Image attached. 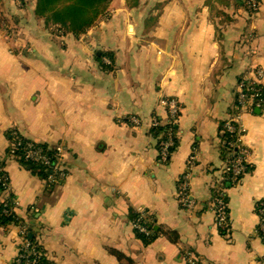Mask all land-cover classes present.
<instances>
[{
  "label": "crops",
  "instance_id": "crops-1",
  "mask_svg": "<svg viewBox=\"0 0 264 264\" xmlns=\"http://www.w3.org/2000/svg\"><path fill=\"white\" fill-rule=\"evenodd\" d=\"M23 1L24 8L2 3L20 25L10 35L0 32V158L10 130L64 150L68 175L51 191L6 161L17 215L35 211L29 238L42 264L264 259V244L254 237L255 206L264 204V113L244 117L249 173L224 191L228 235L218 231L210 210L227 160L223 127L249 66L263 73L264 89V0L251 19L241 0H140L131 9L123 0L79 39L51 37L33 16L34 0ZM97 53L114 55L112 72L101 69ZM170 100L179 107L178 146L162 163L151 122L166 121ZM191 157L188 210L178 201L177 183ZM140 210L155 220L149 245L136 238L129 219ZM18 244L16 228H0V264H13Z\"/></svg>",
  "mask_w": 264,
  "mask_h": 264
},
{
  "label": "trees",
  "instance_id": "trees-1",
  "mask_svg": "<svg viewBox=\"0 0 264 264\" xmlns=\"http://www.w3.org/2000/svg\"><path fill=\"white\" fill-rule=\"evenodd\" d=\"M113 1L114 0H34L32 3L33 16L37 20H42L44 22V26L51 37H72L74 39H79L97 27L102 21L109 20L111 18L110 6ZM139 1L140 0H125V4L129 9H131L137 7ZM15 2L20 6V8H24L26 6L23 0H15ZM240 2L243 6L242 9L247 14L249 19L253 18L254 15L258 13L260 0H256L257 7L255 10L247 4L248 0H241ZM19 25L20 19L18 17H7L5 12H3L0 7V32L6 34V36L10 35L14 29L18 28ZM96 60L104 72L109 73L114 70L115 59L112 53H97ZM105 61L109 63H106ZM243 75L244 73L242 74L239 82L241 81ZM262 96L264 99V89L262 91ZM234 113L235 101L233 115ZM155 119L157 121H161L157 117ZM167 121H169L171 125H168L167 127L151 128L150 135L156 140L158 150L159 143L171 135L174 143L173 147L170 149V155H172L178 146V142L175 137L177 130L174 125L176 120L171 123L170 119L166 118L165 122ZM222 132H224L222 136V140L225 143L224 149L227 155L226 157H228L232 151L227 147L226 143L233 141L234 136L225 132V126L223 127ZM5 136L8 141V148L4 157L0 158V228H10L11 226H14L18 229H26L29 235L31 233V226L29 225V222L35 219L34 217L36 214L34 210L29 209L31 214L28 217L24 218L17 215V207L13 206L15 198L9 191V177L5 172L6 161L10 160L15 162L17 165L30 172L33 176L39 178L45 183L47 190L49 191L63 184L68 175L67 163L65 161L64 165L58 166L57 149L61 147L60 145L51 146L32 142L23 137L16 130L8 131ZM30 154H33L34 156L30 157ZM227 161L228 158L226 163ZM246 173H249L248 165L245 174ZM242 178L243 177L239 178V181L237 182H233L232 180H223L220 183L219 193L215 194V192H212V200L220 199L226 203L224 191L234 187L242 180ZM4 212H6V215ZM129 219L133 224L136 238H138L143 245H149L156 239L157 232L154 231L155 220L148 211H130ZM140 229H144L146 233L140 232ZM30 242L33 245H37L34 238H31ZM116 256L118 259L122 260V256L120 254H117ZM42 263L43 257L41 253L39 264Z\"/></svg>",
  "mask_w": 264,
  "mask_h": 264
},
{
  "label": "built area",
  "instance_id": "built-area-1",
  "mask_svg": "<svg viewBox=\"0 0 264 264\" xmlns=\"http://www.w3.org/2000/svg\"><path fill=\"white\" fill-rule=\"evenodd\" d=\"M247 4L256 9V0H248ZM263 77V73L253 66H249L245 71L241 81L238 84L236 96H235V113L225 123V132L229 135H233V141L226 143L227 147L232 151L228 155V161L225 164L223 174L225 177L223 180H232L233 182L239 181V178L245 175L247 169L248 151L244 147V137L246 134V128L244 125V117L252 115L255 111L264 113V99L262 96L263 89L260 86V80ZM167 107V119L172 121L176 120L179 114L178 103L174 100H170L165 103ZM130 123L138 126L140 123L137 119H131ZM171 125L169 121L161 122L155 118L151 122V128L167 127ZM173 139L169 135L165 140L159 143V156L162 163H166L170 157V149L173 147ZM58 152V166L64 165L66 158L62 147L57 149ZM34 156L33 154L29 155ZM195 159L189 158L187 161L186 172L181 176L177 183V195L178 201L183 208L190 210L193 207L191 201V195L189 190L188 172L194 168ZM62 169V167H61ZM60 169V170H61ZM62 171V170H61ZM220 187V186H219ZM219 187L215 188L213 192L219 193ZM16 202L13 201V206H16ZM210 210L215 218V225L218 231L223 235L230 233L228 224L227 205L223 200L213 199L210 204ZM255 213L258 218V223L254 231L255 239L261 241L264 244V204L259 203L255 206ZM6 215V212H4ZM31 211H27L25 217H28ZM12 228H16L12 226ZM18 235V253L13 264H39L41 259V250L38 245H33L30 242L28 232L26 229L16 228ZM140 232L146 233L144 229H140ZM187 264H195L192 260H188ZM257 264H264V259L258 260Z\"/></svg>",
  "mask_w": 264,
  "mask_h": 264
},
{
  "label": "rangeland",
  "instance_id": "rangeland-1",
  "mask_svg": "<svg viewBox=\"0 0 264 264\" xmlns=\"http://www.w3.org/2000/svg\"><path fill=\"white\" fill-rule=\"evenodd\" d=\"M11 1H13L14 3H15V0H11ZM125 1V0H124ZM2 3H3V0H0V7H1V9L3 10V5H2ZM123 3V0H114L113 1V9H117V7H119V5H123L122 4ZM114 11V10H113ZM10 228H12V226L10 227Z\"/></svg>",
  "mask_w": 264,
  "mask_h": 264
}]
</instances>
